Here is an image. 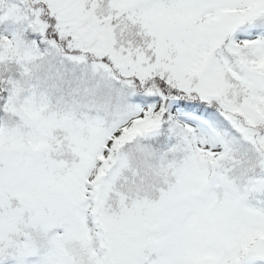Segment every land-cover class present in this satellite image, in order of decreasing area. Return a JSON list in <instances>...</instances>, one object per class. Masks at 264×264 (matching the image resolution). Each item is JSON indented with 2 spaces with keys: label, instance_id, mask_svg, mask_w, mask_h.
<instances>
[{
  "label": "snow or ice",
  "instance_id": "obj_1",
  "mask_svg": "<svg viewBox=\"0 0 264 264\" xmlns=\"http://www.w3.org/2000/svg\"><path fill=\"white\" fill-rule=\"evenodd\" d=\"M0 264H264V0H0Z\"/></svg>",
  "mask_w": 264,
  "mask_h": 264
}]
</instances>
